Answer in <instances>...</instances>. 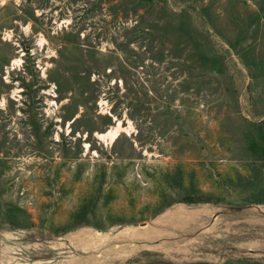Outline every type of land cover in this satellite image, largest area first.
Returning a JSON list of instances; mask_svg holds the SVG:
<instances>
[{
  "label": "rangeland",
  "instance_id": "obj_1",
  "mask_svg": "<svg viewBox=\"0 0 264 264\" xmlns=\"http://www.w3.org/2000/svg\"><path fill=\"white\" fill-rule=\"evenodd\" d=\"M0 264H264V0H0Z\"/></svg>",
  "mask_w": 264,
  "mask_h": 264
},
{
  "label": "bare ground",
  "instance_id": "obj_2",
  "mask_svg": "<svg viewBox=\"0 0 264 264\" xmlns=\"http://www.w3.org/2000/svg\"><path fill=\"white\" fill-rule=\"evenodd\" d=\"M111 132H112V131H111ZM111 132H110V134L112 135V136H111V139L114 140V139L118 136V134H116V133L112 134ZM100 136H101V135H100Z\"/></svg>",
  "mask_w": 264,
  "mask_h": 264
}]
</instances>
